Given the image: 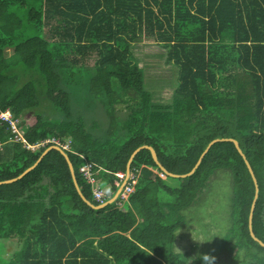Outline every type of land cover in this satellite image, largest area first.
<instances>
[{"label": "trees", "instance_id": "16d2710c", "mask_svg": "<svg viewBox=\"0 0 264 264\" xmlns=\"http://www.w3.org/2000/svg\"><path fill=\"white\" fill-rule=\"evenodd\" d=\"M143 38L178 67L165 103L153 101L130 57ZM6 110L17 123L13 133L0 120V182L50 147L28 146L55 138L69 143L93 206L83 164L105 202L139 147L184 175L211 141L234 139L257 182L251 225L264 243V0H0ZM130 172L127 202L101 209L82 201L56 150L1 184L0 239L20 249L0 264H264L248 231L254 184L233 143H214L186 178L163 174L147 149Z\"/></svg>", "mask_w": 264, "mask_h": 264}, {"label": "rangeland", "instance_id": "374dc122", "mask_svg": "<svg viewBox=\"0 0 264 264\" xmlns=\"http://www.w3.org/2000/svg\"><path fill=\"white\" fill-rule=\"evenodd\" d=\"M129 52L132 61L144 72V84L146 89L151 92L153 101L157 104L165 103L177 85L178 67L166 60L165 49L156 44L151 38H143L138 43L132 44L129 47ZM204 231L207 232L206 230ZM208 233H211L210 229ZM186 238L189 239L188 237ZM9 243L5 244L6 248H4L0 240V257L5 260H10L12 257V255L10 257L3 255V250L12 253L10 250L12 245H9ZM188 245L190 244L188 243ZM184 247L188 248V250L191 249L189 246ZM195 249L197 247L194 246L192 252Z\"/></svg>", "mask_w": 264, "mask_h": 264}, {"label": "water", "instance_id": "95a60500", "mask_svg": "<svg viewBox=\"0 0 264 264\" xmlns=\"http://www.w3.org/2000/svg\"><path fill=\"white\" fill-rule=\"evenodd\" d=\"M220 141H228V142H231L233 143L235 149L237 150L238 154L242 157L243 161H244V164L251 176V179L253 181V184H254V196H253V199H252V202H251V206H250V210H249V214H248V231H249V234H250V237L255 241L257 242L261 247L264 248V243H262L260 240H258L253 232H252V215H253V211H254V206H255V203H256V200H257V197H258V186H257V182H256V179L253 175V172H252V169L249 165V163L247 162V160L245 159V156L243 155L242 151L240 150L239 148V145L237 143V141H235L234 139H215L213 141H211L208 146L206 147V149L203 151V153L201 154L200 158L198 159V161L196 162L195 166L191 169V171L187 174H184V175H174V174H171V173H168L164 167H162L158 161H157V157H156V154L154 152V150L150 147H147V146H142V147H139L137 149L134 150V152L131 154L127 164H126V169H125V178L123 180V182L121 183V185L117 188L115 194L113 195V197L97 206H93L89 201H87L81 194L79 188H78V185H77V182H76V179H75V175H74V171H73V167L67 157V155L64 153L63 150H61L60 148L58 147H48L46 150H44L42 152V154L40 155V157L37 159V161L34 163V165H32L31 167L27 168L26 170H24L20 175H18L16 178H13V179H10V180H6V181H1L0 182V185L1 184H10L12 182H15L16 180L20 179L21 177H23L26 173H28L29 171H31L37 164L38 162L43 158V156L50 150H56L58 151L65 159L66 163H67V166H68V169H69V172H70V175H71V178H72V181H73V184H74V187L78 193V195L80 196V198L82 199L83 202H85L87 205L91 206L92 208L94 209H101L109 204H112L116 199H117V196L118 194L120 193L121 191V188L122 186L125 184L126 180H127V176L129 175V172H130V163L132 161V159L134 158V156L142 149H147L149 150L150 154H151V158L152 160L157 164L159 170L167 175L168 177H171V178H186L188 176H190L191 174L194 173L195 169L198 167V165L200 164L203 156L207 153V151L209 150V148L216 142H220Z\"/></svg>", "mask_w": 264, "mask_h": 264}, {"label": "built area", "instance_id": "2783aa9c", "mask_svg": "<svg viewBox=\"0 0 264 264\" xmlns=\"http://www.w3.org/2000/svg\"><path fill=\"white\" fill-rule=\"evenodd\" d=\"M0 120L7 122L13 133L16 132L17 121H14L12 119L11 114L8 110L0 113ZM68 144H69L68 142L61 144L55 138H50V139H47L46 141L36 144L35 146H28L27 148L33 150L34 148H37V147H44L45 145H50V147L55 146L64 151L68 148ZM79 173L86 180V182L89 183L90 186L92 187L93 199L98 201L99 203H102L103 202V191L94 183L95 181L92 176V165L83 164L79 168ZM116 176L118 178V182H115V184L119 187L121 183L123 182L125 175L122 173H118ZM136 179H137V175L135 173L129 172V175L127 176V180L125 184L122 186L121 191L117 196V199H116L117 206H121L124 202H127L128 197L133 193Z\"/></svg>", "mask_w": 264, "mask_h": 264}, {"label": "crops", "instance_id": "0c3cea01", "mask_svg": "<svg viewBox=\"0 0 264 264\" xmlns=\"http://www.w3.org/2000/svg\"><path fill=\"white\" fill-rule=\"evenodd\" d=\"M0 240L2 241L4 248H6L5 244H8V242H10L9 245H12V249L9 246L10 250L12 251V253H8V251L4 250V254L3 255H5L6 257H10V255H13L14 252L19 251V249H20V245L19 244L11 242V241H8V240H5V239H0Z\"/></svg>", "mask_w": 264, "mask_h": 264}, {"label": "clouds", "instance_id": "9594fccd", "mask_svg": "<svg viewBox=\"0 0 264 264\" xmlns=\"http://www.w3.org/2000/svg\"><path fill=\"white\" fill-rule=\"evenodd\" d=\"M125 175V174H124ZM103 203V202H102ZM101 204V203H100Z\"/></svg>", "mask_w": 264, "mask_h": 264}]
</instances>
